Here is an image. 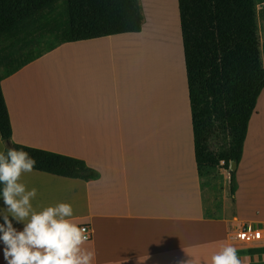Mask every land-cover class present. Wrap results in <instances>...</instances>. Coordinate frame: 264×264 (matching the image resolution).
<instances>
[{
  "label": "crops",
  "instance_id": "crops-1",
  "mask_svg": "<svg viewBox=\"0 0 264 264\" xmlns=\"http://www.w3.org/2000/svg\"><path fill=\"white\" fill-rule=\"evenodd\" d=\"M141 2V31L61 43L3 74L10 142L82 159L99 173L90 181L23 173L26 189H37L32 208L71 204L69 219L92 229L86 247L95 249L93 264H211L225 245L237 249L241 264H264V240L235 238L242 223L264 229V89L233 202L230 171L198 159L179 0L164 3L170 15L157 24L155 4L163 2ZM152 48L159 66L155 109L137 65ZM7 146L0 134V152ZM12 223L23 230V222ZM3 250L0 242V264H7Z\"/></svg>",
  "mask_w": 264,
  "mask_h": 264
},
{
  "label": "trees",
  "instance_id": "trees-1",
  "mask_svg": "<svg viewBox=\"0 0 264 264\" xmlns=\"http://www.w3.org/2000/svg\"><path fill=\"white\" fill-rule=\"evenodd\" d=\"M60 3L61 19L54 15ZM179 7L186 23L184 48L198 159L230 171L235 202L237 179L231 164L240 163L248 125L264 89V42L256 27L255 0H179ZM144 23L141 0H0V134L8 143L4 153L9 148L29 153L37 162L36 171L98 179L99 173L82 159L10 142L12 124L2 69L9 76L44 54L31 50L36 35H55L56 46L139 32ZM20 50L26 52L18 56ZM216 125L228 130L230 154L206 145Z\"/></svg>",
  "mask_w": 264,
  "mask_h": 264
},
{
  "label": "clouds",
  "instance_id": "clouds-1",
  "mask_svg": "<svg viewBox=\"0 0 264 264\" xmlns=\"http://www.w3.org/2000/svg\"><path fill=\"white\" fill-rule=\"evenodd\" d=\"M29 153L9 148L0 152V197L5 208L0 209L3 224H0V242L4 245L7 264H93L94 248L86 247V229L69 218L73 208L69 203H58L37 212L31 200L37 189L27 190L20 182L23 173H31L36 165ZM12 219H9V217ZM12 220L23 222L22 231L13 227ZM186 264H194L189 260ZM211 264H241L237 249L225 245L211 258Z\"/></svg>",
  "mask_w": 264,
  "mask_h": 264
},
{
  "label": "rangeland",
  "instance_id": "rangeland-1",
  "mask_svg": "<svg viewBox=\"0 0 264 264\" xmlns=\"http://www.w3.org/2000/svg\"><path fill=\"white\" fill-rule=\"evenodd\" d=\"M264 3V0H255V8L257 13V20H256V27L259 34V39L261 43L264 42V28L262 26L264 25V7L262 4ZM142 4V2H141ZM143 7V6H142ZM63 4L60 3L57 5L56 11L54 15L57 18H63ZM144 11V10H143ZM57 42V38L53 34H45V35H36L33 38V44L31 46V50H33L35 53H40L43 51H48L50 48L55 46V43ZM30 49H27L29 51ZM24 52L20 50L18 52V56L23 55ZM8 70L6 68L2 69V73L6 74ZM229 134L227 129H223L221 126L216 125L215 126V133L210 138V140L206 143L207 146H209L211 149H213L217 153H227L228 152V143H229ZM5 144V142H4ZM211 211V209H210ZM238 225V224H237ZM239 225L237 226V228Z\"/></svg>",
  "mask_w": 264,
  "mask_h": 264
},
{
  "label": "bare ground",
  "instance_id": "bare-ground-1",
  "mask_svg": "<svg viewBox=\"0 0 264 264\" xmlns=\"http://www.w3.org/2000/svg\"><path fill=\"white\" fill-rule=\"evenodd\" d=\"M163 4H155V15L152 23H164L166 19L169 17V11L164 4L168 1L173 0H161ZM160 51V50H159ZM161 52V51H160ZM158 53L155 49H146L142 51L138 55L137 65L138 69L141 71L142 74V83L144 87V93L146 95V101H148V96L151 95V104L152 107L155 109V105L157 102V90L156 84L158 79V70L159 66L156 62ZM155 111V110H154Z\"/></svg>",
  "mask_w": 264,
  "mask_h": 264
},
{
  "label": "built area",
  "instance_id": "built-area-1",
  "mask_svg": "<svg viewBox=\"0 0 264 264\" xmlns=\"http://www.w3.org/2000/svg\"><path fill=\"white\" fill-rule=\"evenodd\" d=\"M264 7V3L262 4ZM256 214H260V211H256ZM79 227L86 229V234L88 235V241L92 240L93 234L92 229L87 224H82ZM235 238L237 241L242 243H255L264 240V229L258 227L257 225H251L248 223H242L239 229L235 233Z\"/></svg>",
  "mask_w": 264,
  "mask_h": 264
},
{
  "label": "water",
  "instance_id": "water-1",
  "mask_svg": "<svg viewBox=\"0 0 264 264\" xmlns=\"http://www.w3.org/2000/svg\"><path fill=\"white\" fill-rule=\"evenodd\" d=\"M237 170H238V163L237 162H232L231 171L235 172Z\"/></svg>",
  "mask_w": 264,
  "mask_h": 264
}]
</instances>
